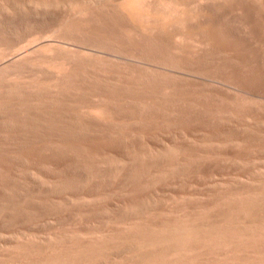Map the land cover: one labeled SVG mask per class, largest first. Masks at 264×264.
I'll list each match as a JSON object with an SVG mask.
<instances>
[{
    "label": "rangeland",
    "instance_id": "rangeland-1",
    "mask_svg": "<svg viewBox=\"0 0 264 264\" xmlns=\"http://www.w3.org/2000/svg\"><path fill=\"white\" fill-rule=\"evenodd\" d=\"M0 264H264V0H0Z\"/></svg>",
    "mask_w": 264,
    "mask_h": 264
}]
</instances>
